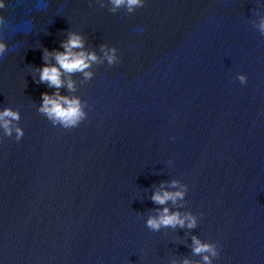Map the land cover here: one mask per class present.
<instances>
[{
  "label": "water",
  "instance_id": "water-1",
  "mask_svg": "<svg viewBox=\"0 0 264 264\" xmlns=\"http://www.w3.org/2000/svg\"><path fill=\"white\" fill-rule=\"evenodd\" d=\"M142 3L0 0V111L20 116L0 126V264H204L193 237L211 264H264V0ZM69 32L97 62L62 76L87 114L66 129L36 70ZM165 207L196 226L149 229Z\"/></svg>",
  "mask_w": 264,
  "mask_h": 264
},
{
  "label": "clouds",
  "instance_id": "clouds-1",
  "mask_svg": "<svg viewBox=\"0 0 264 264\" xmlns=\"http://www.w3.org/2000/svg\"><path fill=\"white\" fill-rule=\"evenodd\" d=\"M113 5V11L116 8L125 6L129 12L135 7H142V0H110ZM3 4H0V8ZM259 31L264 35V19H261L257 25ZM83 38L75 32H69L67 39L61 42V48L63 51L53 50L49 52L47 49L43 52L44 64L38 71L39 83H46L48 87L56 89L51 95L47 92L41 93L42 103L38 108V111L45 115L49 120L52 121L53 125L59 123L62 127L69 129L79 125V123L86 119L87 114L83 110L81 102L78 98H69L62 96L59 93L61 87H66L69 91H74V84L70 78L62 79L65 74H73L80 72L83 74L85 80H89L92 77V73L87 71L91 67L92 63L97 62V56L94 52L83 51ZM79 49V51H74ZM101 50L104 53V57L109 65L117 62L115 56V49H106L101 45ZM8 51L7 44L0 41V58H3ZM52 57L55 64H50L49 57ZM238 79L243 83L245 77L243 75L238 76ZM20 116L17 111L9 108H4L0 111V126L5 130L6 135H11L13 128L10 126L12 121H19ZM16 139L20 140L23 136V131L19 127L15 128ZM171 187L175 188L178 182L173 180L170 182ZM183 187V186H181ZM184 191H156L153 193L151 199L154 203L163 205L168 201H172L174 204L178 199H183ZM187 222V227L193 228L196 226L195 217L190 214L181 216L178 211L170 212L168 208H163L159 211L156 216H149L146 220V226L153 230L159 231L161 227H184ZM193 248L192 251L196 255L208 253L210 255H204V264H211L210 256L214 257L217 255L215 247L211 244L201 243V241L193 237L192 238ZM183 264H190L185 259Z\"/></svg>",
  "mask_w": 264,
  "mask_h": 264
}]
</instances>
